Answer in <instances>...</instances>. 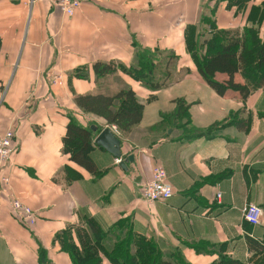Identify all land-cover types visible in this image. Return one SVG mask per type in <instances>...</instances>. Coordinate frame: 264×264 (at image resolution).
Returning <instances> with one entry per match:
<instances>
[{
    "label": "crops",
    "instance_id": "obj_1",
    "mask_svg": "<svg viewBox=\"0 0 264 264\" xmlns=\"http://www.w3.org/2000/svg\"><path fill=\"white\" fill-rule=\"evenodd\" d=\"M262 3L254 0L241 13L219 3L211 19L217 31L241 33L251 24L250 6ZM214 5L210 0H84L67 17L45 3L29 7L28 0H0V136L13 130L9 159L0 162V264H37L39 244L50 264H71L53 240L68 228H84L85 218L104 233L125 219L161 253H178L188 264H211L222 256L234 264H264V90L245 99L233 91L216 95L186 48L191 27L196 39L209 37L210 27L204 30L200 21L203 10ZM151 54L159 64L155 77L165 83L155 92L120 71L97 78L92 70L96 63L128 69L139 57L153 59ZM76 70L84 78L76 77ZM123 88L145 103L156 98L144 103L142 120L130 135L117 136L122 159L133 157L125 170L92 141L90 158L102 172L94 178L68 161L61 140L69 115L82 126L93 123L99 132L109 126L80 112L74 97L114 95ZM177 99L189 106L180 126L160 116L172 114ZM157 165L172 197L148 204L140 186ZM64 167L78 178L67 184ZM12 199L37 213L34 227L12 216ZM249 204L263 211L259 225L243 220L241 211ZM199 243L214 247L204 253L190 246Z\"/></svg>",
    "mask_w": 264,
    "mask_h": 264
},
{
    "label": "trees",
    "instance_id": "obj_2",
    "mask_svg": "<svg viewBox=\"0 0 264 264\" xmlns=\"http://www.w3.org/2000/svg\"><path fill=\"white\" fill-rule=\"evenodd\" d=\"M213 1L215 5L209 11V17H202L200 21L210 27L209 37L198 42L195 38L196 28L191 27V34L189 37L186 35V48L198 75L209 89L220 97L227 91H233L245 99L252 91L264 90V3L258 7L250 6L247 21L251 24L238 33L217 31L215 22L211 19L215 8L217 4L225 3L226 9H235V13H241L254 0H210ZM115 67V63H96L92 70L94 75L100 78L115 73ZM127 71L126 74L131 79L151 88L153 92L165 87L164 78L157 81L155 79L156 65L150 56L137 58L135 64ZM81 73L82 70L74 71L76 77L84 78ZM216 74H223L226 79L218 81L215 79ZM237 76L241 82L235 80ZM152 100L153 97L150 96L145 104ZM74 104L83 114L102 119L105 125L115 126L123 135L130 133L141 122L144 111V104L138 101L130 88L120 89L114 95L76 96ZM174 104L176 109L172 114L160 116L165 122H170L167 120L169 118L175 126H180L181 120L187 119L189 106L183 99L175 100ZM92 125L93 123H88L82 126L69 115L61 144L63 154L68 156V161L73 166L97 178L102 172L96 171L90 153L93 150L92 141L100 128L94 127V132ZM207 133L196 132L195 136H205ZM62 172L63 180H66L67 184L78 178L71 167H64ZM84 221V228H68L58 233L53 240L61 252L70 256L71 264H101L103 258L110 264H188L178 253H161L153 242L136 235L125 219L117 221L107 233L102 232L92 219L85 218ZM201 244L190 246L204 253L211 252L207 247H214L205 244L201 247ZM252 246L256 247V243ZM202 248L205 250H201ZM37 251V264H50L46 251L41 247H38ZM211 264L234 263L222 256Z\"/></svg>",
    "mask_w": 264,
    "mask_h": 264
},
{
    "label": "built area",
    "instance_id": "obj_3",
    "mask_svg": "<svg viewBox=\"0 0 264 264\" xmlns=\"http://www.w3.org/2000/svg\"><path fill=\"white\" fill-rule=\"evenodd\" d=\"M84 0H28V6L31 7L38 3H45L52 7H56L63 15L71 17L74 12L79 9ZM117 137L119 131L115 126L107 127ZM13 139V130L10 129L0 136V162L4 163L9 159L11 154L10 144ZM120 160L115 159V164ZM141 198L148 204L162 203L168 201L172 197V188L167 182L164 169L161 166H155L151 172V179L140 186ZM219 196V195H218ZM243 220L252 226L259 225L263 211L249 204L242 209ZM10 213L19 221H24L30 227H34L37 221L36 214L22 205L18 200L12 199L10 203Z\"/></svg>",
    "mask_w": 264,
    "mask_h": 264
},
{
    "label": "water",
    "instance_id": "obj_4",
    "mask_svg": "<svg viewBox=\"0 0 264 264\" xmlns=\"http://www.w3.org/2000/svg\"><path fill=\"white\" fill-rule=\"evenodd\" d=\"M91 129L96 132L95 128ZM93 144L96 147L103 149L106 153L110 154L115 159L120 160L118 166L124 170L126 169V163L133 161L132 156H128L126 159H122L120 151L121 142L107 127L96 133Z\"/></svg>",
    "mask_w": 264,
    "mask_h": 264
},
{
    "label": "rangeland",
    "instance_id": "obj_5",
    "mask_svg": "<svg viewBox=\"0 0 264 264\" xmlns=\"http://www.w3.org/2000/svg\"><path fill=\"white\" fill-rule=\"evenodd\" d=\"M204 12L203 13H206V17H207V15H209V10L207 11V10H203ZM211 17V16H210ZM202 26L204 27V30H206V31H209V27H208V25H206V24H204V23H202ZM207 26V27H206ZM211 30V29H210ZM208 33V32H207ZM204 34H205V32L204 33H202V32H200V35L202 36V37H204ZM197 41L198 42H201V41H203V40H199V39H197ZM151 56H153V63H155V65H156V72H157V70L159 69V67H157L159 64H158V62H157V58H156V56L155 55H153V54H151ZM174 59L172 58V57H170L169 58V62H171V61H173ZM158 64V65H157ZM175 64V62L173 61L172 63H170V71L172 70L173 71V65ZM116 68V71H120L121 73H123V74H126L128 71V69H126V68H124L123 66H116L115 67ZM171 71V72H172ZM155 72V74L158 76V72L156 73ZM181 73H183V74H185L184 72H183V70L182 71H180V73L179 74H181ZM169 75H171L172 76V73L171 74H169ZM131 78V77H130ZM155 79H156V81L157 80H159V78L158 77H155ZM155 79H154V81H155ZM176 79H179L180 80V75L178 76V77H170L169 78V82H174ZM202 80V79H201ZM110 81H111V83H114L113 82V79H110ZM192 81H193V79H191L190 80V84L192 83ZM202 82H203V80H202ZM204 83V82H203ZM192 85V84H191ZM204 85H205V83H204ZM144 86V85H143ZM167 86V85H166ZM206 86V85H205ZM114 87V86H113ZM113 87L111 88V89H113ZM207 87V86H206ZM145 88H147L146 86H145ZM147 89H151V88H147ZM172 89H175L174 87L172 88ZM187 89H192V86L191 87H188ZM152 97H153V100L150 102V103H152V102H154V99L156 98V96L155 95H152ZM138 99V98H137ZM184 100V99H183ZM140 103H142V104H144L145 103V101H140V99L138 100ZM84 123H86L85 121H84ZM138 126V125H137ZM136 126V127H137ZM136 127L135 128H133L132 130H131V132L130 133H128L129 135L134 131V129H136ZM135 133V132H134ZM128 134H126V135H128ZM119 135H122V133H120L119 132ZM95 136H96V134H95ZM94 136V137H95ZM26 207V206H25ZM28 208V207H27ZM29 209V208H28ZM34 212V211H33ZM35 213V212H34ZM36 214V216H37V220H38V215H37V213H35ZM37 222V221H36ZM38 247H41V244H39V246ZM104 261H107L105 258H103L102 259V262H104ZM108 262V261H107ZM101 264H103V263H101ZM105 264V263H104Z\"/></svg>",
    "mask_w": 264,
    "mask_h": 264
}]
</instances>
